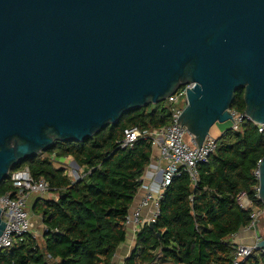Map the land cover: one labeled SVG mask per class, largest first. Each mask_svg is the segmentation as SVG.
<instances>
[{
	"label": "water",
	"instance_id": "obj_1",
	"mask_svg": "<svg viewBox=\"0 0 264 264\" xmlns=\"http://www.w3.org/2000/svg\"><path fill=\"white\" fill-rule=\"evenodd\" d=\"M189 83L176 126L198 150L233 121L238 88L264 125V0H0V182L54 141H83ZM257 168L264 204V156Z\"/></svg>",
	"mask_w": 264,
	"mask_h": 264
},
{
	"label": "trees",
	"instance_id": "obj_2",
	"mask_svg": "<svg viewBox=\"0 0 264 264\" xmlns=\"http://www.w3.org/2000/svg\"><path fill=\"white\" fill-rule=\"evenodd\" d=\"M243 92L235 90L231 110L244 112ZM169 121L166 100L148 103L124 112L83 141H54L12 165L0 182V195L14 190L10 172L28 167L57 197L38 196L31 205L46 228L42 244L27 233L0 249V264H112L127 239L126 216L153 152L144 137L120 147L124 130L144 133ZM217 141L216 150L199 166L195 185L182 172L164 188L156 220L136 232L135 245L122 264H231L234 247L228 238L251 222L252 212L251 206L238 203L237 194L245 192L254 207L264 209L253 174L264 156V127L259 131L244 118L237 130L224 129ZM68 156L83 168L78 180L53 164ZM240 264H264V253L254 249Z\"/></svg>",
	"mask_w": 264,
	"mask_h": 264
},
{
	"label": "built area",
	"instance_id": "obj_3",
	"mask_svg": "<svg viewBox=\"0 0 264 264\" xmlns=\"http://www.w3.org/2000/svg\"><path fill=\"white\" fill-rule=\"evenodd\" d=\"M191 85L190 83L182 85L174 93L166 97L165 100L169 104L170 109V121L168 124L144 133L137 128L124 130L123 138L119 143L120 147L131 146L138 137H144L150 139L152 147L158 148L160 163L158 170L162 175L159 191H155L151 186H145L141 183L140 187L144 188V193L140 202L126 216L127 238L135 237L136 232L142 225L156 220L162 192L174 177L186 172L192 184L195 185L199 174V166L205 163L210 154L217 148V136L209 134L205 137L198 150L192 135L188 133L186 128L176 126L177 119L187 104L186 88L191 87ZM231 112L234 119L230 123V128L233 130L239 128L244 118L250 120L245 112L238 113L233 110ZM255 125L258 126L259 131H262L263 124ZM253 174L258 179L259 172L257 167L253 170ZM9 179L14 190L0 195L1 217L5 222L4 231L0 235V249L11 247L17 239L21 240L27 233L32 234L34 237L39 235V231L35 229L31 215L28 212L29 203L33 197L52 192L47 181L43 178L35 179L28 167L10 172ZM257 187H255L256 191ZM236 200L242 207H252L251 222L246 227H255L260 210L251 204L245 192L237 194ZM45 230V226L41 223V234ZM260 239V237H256L255 243ZM255 243L253 245H236L231 264H240L246 261L255 249ZM261 251L264 253L263 250Z\"/></svg>",
	"mask_w": 264,
	"mask_h": 264
},
{
	"label": "crops",
	"instance_id": "obj_4",
	"mask_svg": "<svg viewBox=\"0 0 264 264\" xmlns=\"http://www.w3.org/2000/svg\"><path fill=\"white\" fill-rule=\"evenodd\" d=\"M223 130L224 129L221 130V133ZM211 135H214L217 137L219 136V134H215V133H212ZM158 155H159L158 148L153 147L151 161L149 165L146 167L141 177L142 184L145 186H151V188L155 191L160 190V184L162 181L161 172L158 170L160 167ZM143 193H144V188L140 187L137 194L134 197V201L129 211L138 205ZM54 194L55 193H53V195L48 198L55 199L57 195L54 196ZM35 198L32 199V203ZM259 215L261 216V218H260L259 223H258V220L256 221L255 227L253 228H247L246 226L241 227L239 228L237 233L233 234L232 236L228 238L229 242L233 245V247H235L236 245H253L255 243L256 237L264 238V209H261L259 211ZM134 245H135V238L128 237L126 241L120 244L119 247L117 248L115 255L113 257V260H112V264H122L124 258L127 257L132 251Z\"/></svg>",
	"mask_w": 264,
	"mask_h": 264
},
{
	"label": "rangeland",
	"instance_id": "obj_5",
	"mask_svg": "<svg viewBox=\"0 0 264 264\" xmlns=\"http://www.w3.org/2000/svg\"><path fill=\"white\" fill-rule=\"evenodd\" d=\"M231 121H226L224 123H215L210 130V133H215V134H219L221 133L222 129H226L228 127H230ZM214 136V135H213ZM53 164L55 167L57 168H62L64 170V172L68 175V177L72 180L75 181L76 179H78L80 176L83 175V168L77 166L74 163V160L71 156L68 157H64L58 161H53ZM53 195V193H45L43 196L44 197H51ZM57 195V193L55 192L54 196ZM34 198V197H33ZM32 203V199L29 203V208H28V212L31 215V219L32 222L34 223V227L35 229H37L39 231V235L37 236V239L39 241L40 244H42V239H41V231H40V227H41V221H40V217L33 214V212L31 211V204ZM261 216L258 215L256 221L258 220V223L260 221ZM169 264V263H166Z\"/></svg>",
	"mask_w": 264,
	"mask_h": 264
}]
</instances>
